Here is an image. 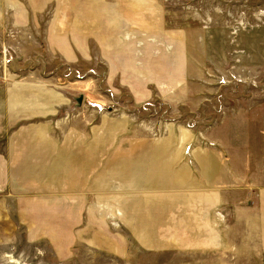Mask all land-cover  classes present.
<instances>
[{
    "label": "rangeland",
    "instance_id": "rangeland-1",
    "mask_svg": "<svg viewBox=\"0 0 264 264\" xmlns=\"http://www.w3.org/2000/svg\"><path fill=\"white\" fill-rule=\"evenodd\" d=\"M1 104L0 264H264L255 170L210 206L194 160L264 117V0H0Z\"/></svg>",
    "mask_w": 264,
    "mask_h": 264
},
{
    "label": "crops",
    "instance_id": "crops-1",
    "mask_svg": "<svg viewBox=\"0 0 264 264\" xmlns=\"http://www.w3.org/2000/svg\"><path fill=\"white\" fill-rule=\"evenodd\" d=\"M9 95L6 93L7 97ZM12 97L16 96L12 95ZM8 108V105H0V113H5L3 118L5 120L1 122L5 124L6 130V133L0 138V191L4 189V184L7 190L11 184H16V182H12L10 176L14 175L17 178L22 175L29 176L35 171L40 172L42 168L39 152L35 147L31 144H28L27 147L22 144L24 140L32 141L34 137H19L15 132L12 133L9 130L7 121L10 120V111L8 113ZM11 114L14 115V118H18V111L15 109L11 111ZM31 131L34 130L31 129ZM229 135H231L232 139L229 138ZM220 153L211 151L199 154L198 158H194L199 167L198 176L204 178L205 185L208 186L205 191L215 194L214 197L209 198L208 204L210 206H213L212 203L217 202L215 199L217 192H219L218 202L221 203H226V194L232 198L231 196L235 194L233 192H239L240 202L246 199L245 197H249L250 193L254 191V185L250 184L248 180L250 170H255L256 177L253 179L256 185L258 187L264 186V180L261 179L262 177L264 178V117L258 118L256 125H251L250 130L248 124L245 123V127L242 126L239 130L234 129L226 132L224 153L222 151ZM162 154L160 153V155ZM145 159L147 161L152 160V156H146ZM161 159L164 160L162 156ZM154 160L160 159L156 157ZM160 166L161 168L163 167L162 164ZM165 167L168 168V164ZM25 169H28V172ZM155 183H157V180ZM236 184L240 187H235ZM246 184L249 186H246ZM262 191H264V187ZM30 203H33V201H29L28 205ZM22 206L24 205L22 204ZM262 206H264V192L262 199L255 207V209H258V213L255 212L256 219L259 215L264 216V212H259Z\"/></svg>",
    "mask_w": 264,
    "mask_h": 264
},
{
    "label": "bare ground",
    "instance_id": "bare-ground-1",
    "mask_svg": "<svg viewBox=\"0 0 264 264\" xmlns=\"http://www.w3.org/2000/svg\"><path fill=\"white\" fill-rule=\"evenodd\" d=\"M18 264V263H17Z\"/></svg>",
    "mask_w": 264,
    "mask_h": 264
}]
</instances>
